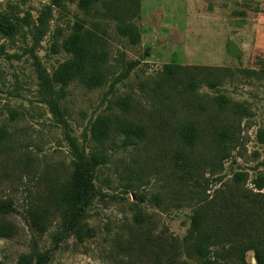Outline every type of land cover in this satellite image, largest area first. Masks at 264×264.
<instances>
[{"label":"rangeland","instance_id":"obj_1","mask_svg":"<svg viewBox=\"0 0 264 264\" xmlns=\"http://www.w3.org/2000/svg\"><path fill=\"white\" fill-rule=\"evenodd\" d=\"M80 2L0 0V14L16 26L10 36L0 28V199L14 206L0 220L14 230L0 238V264L24 255L32 264H204L182 246L195 212L264 195L253 183L264 178V0H97L90 14ZM127 24L141 34L138 44L119 33ZM76 30L105 54L100 88L76 82L62 91L54 81L75 57L65 43ZM167 65L181 68L175 79ZM190 78L195 92L186 89ZM100 116L114 131L143 126L145 138L125 147L120 134L98 146L91 134ZM191 124L189 145L180 132ZM72 142L95 186L83 239L55 203L73 170ZM237 173L245 181L234 186ZM32 207L51 213L45 228L30 227ZM137 214L151 243L133 235ZM159 236L165 242L156 246ZM246 262L256 264L253 252Z\"/></svg>","mask_w":264,"mask_h":264},{"label":"trees","instance_id":"obj_2","mask_svg":"<svg viewBox=\"0 0 264 264\" xmlns=\"http://www.w3.org/2000/svg\"><path fill=\"white\" fill-rule=\"evenodd\" d=\"M63 1L54 0V3L60 6ZM96 1L81 0L80 7L90 14ZM0 28L9 36L16 31L11 18L2 14H0ZM76 31V34L65 43L66 50L75 57L58 68L54 81L61 86L62 91L76 82L91 90L100 88L107 81V70L104 67L105 54L97 53L98 49L93 35L82 36L80 30ZM119 33L129 38L133 44H138L141 40L138 29L131 24L120 26ZM179 69L181 68L176 65H167L165 73L168 77L175 79ZM197 88V81L190 78L186 89L189 92H195ZM217 102L223 107L227 105L224 97L217 98ZM121 104L127 107V100ZM181 130L180 137L192 145L197 135L196 126L191 124ZM120 134L125 136V147L134 146L137 143L134 140L135 137L141 141L145 138L146 128L133 123H122L119 129L114 131L112 121L100 116L92 128L91 139L96 145L103 147L106 142ZM6 137L7 132L0 130V140ZM71 149L73 156L71 177L59 190L55 203L58 214L63 222L69 225V230L78 238L83 239L86 233V210L94 196L95 186L89 175L91 170L84 151H81L74 142L71 144ZM97 159L102 160L103 156ZM95 164H101V162ZM244 181L245 174L237 173L233 178V185L239 186ZM253 183L257 191L264 190L263 177H259ZM252 196L242 198V202L232 196L223 205L214 202L210 206L197 210L192 218L188 234L182 242L185 254L204 264L231 260L237 264H247L246 256L249 252H253L256 264H264V195L252 194ZM13 209L11 201L0 199L1 222L12 213ZM27 213L30 227L37 229L45 228L51 216V213L43 207H32ZM135 226L133 235L143 233L146 242L151 243L152 233L150 229L146 231L143 229L145 223L141 214L135 216ZM13 235L14 230L10 226L0 223V238H11ZM154 242L156 246H160L165 240L163 236H159ZM170 246L172 251H177L176 241ZM32 261L31 256L24 255L20 258L19 264H32Z\"/></svg>","mask_w":264,"mask_h":264}]
</instances>
